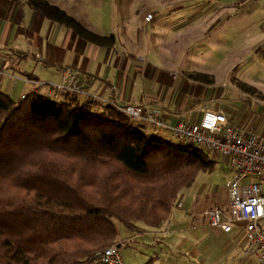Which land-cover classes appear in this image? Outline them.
Returning a JSON list of instances; mask_svg holds the SVG:
<instances>
[{"label": "trees", "instance_id": "16d2710c", "mask_svg": "<svg viewBox=\"0 0 264 264\" xmlns=\"http://www.w3.org/2000/svg\"><path fill=\"white\" fill-rule=\"evenodd\" d=\"M27 1L91 43L114 41L47 0ZM79 96L14 100L0 89V264H89L117 244L119 225L158 228L197 172L215 165L205 150Z\"/></svg>", "mask_w": 264, "mask_h": 264}, {"label": "crops", "instance_id": "0c3cea01", "mask_svg": "<svg viewBox=\"0 0 264 264\" xmlns=\"http://www.w3.org/2000/svg\"><path fill=\"white\" fill-rule=\"evenodd\" d=\"M47 1L89 30L99 35L112 34L114 41L109 46L91 43L72 28L32 8L27 0H0V89L12 99L19 100L22 94L33 91L46 94L52 83L60 81V68L71 67L87 91L99 96L97 102H146L160 108L171 125L178 118L196 122L207 108H214L224 110L237 124L238 118L230 109L210 106L208 99L216 79L207 72L208 68L196 67L190 55L200 52L194 49L203 45L218 24L230 22V16L245 10L248 26L255 30L252 47L264 45V4L259 5L258 0H156V4L141 9L137 5L138 15L133 14V0H113L107 4L115 21L110 31H98L86 17ZM255 11L257 16L253 15ZM147 13H152L149 21L145 20ZM139 55L146 60L138 59ZM233 65L229 64L227 71ZM191 72L209 74L213 81L195 80L190 77ZM79 99L86 100L84 96ZM248 124L244 120L240 126L251 129L253 125ZM182 199L156 229H118L117 243L123 247L132 245L136 251L145 250L143 260L151 259L152 264L261 263L257 253L241 250L240 224H234L228 232L208 225L205 211L220 206L202 211L196 207L187 209ZM226 207L227 203L220 208ZM170 258L176 260L172 263Z\"/></svg>", "mask_w": 264, "mask_h": 264}, {"label": "rangeland", "instance_id": "374dc122", "mask_svg": "<svg viewBox=\"0 0 264 264\" xmlns=\"http://www.w3.org/2000/svg\"><path fill=\"white\" fill-rule=\"evenodd\" d=\"M50 1L57 2L78 15L86 17L90 25L95 26L98 31H110L115 23L110 12L107 11V4L113 0ZM133 2H135L133 14L138 15L135 12L137 5L141 9L142 6H149L157 1L133 0ZM258 3L259 5L264 4V0H258ZM103 4L106 6L104 7ZM253 15L257 16V11ZM229 20L228 23L218 24L209 32L210 35L203 40V45L196 46L194 49L200 52L191 54L190 59L196 67L208 68L207 72L212 73L216 79V84L212 87L213 90L208 99L210 106H213L214 102L215 108L230 109L229 111L234 112V117L238 118V125L248 120V125H253L251 129L255 133L264 135V45L259 44L256 48L252 47L256 41L252 36L255 30L252 25L248 26L246 10L242 14L240 12L230 16ZM139 57L146 60L143 55ZM231 63L234 65L227 71ZM175 74H178V71ZM135 123L139 122L135 121ZM144 129L147 132L153 131L149 125H145ZM162 136L173 139L170 132H164ZM208 154L216 159L215 165L211 170H199L193 183L181 190L184 208L196 207L195 209L202 211L212 206H225L227 203V186L234 170L225 158L216 157L212 152ZM89 174L87 173V176ZM249 179L250 177L246 178V180ZM118 227L121 231H126L124 227L120 225ZM117 244L120 245V243ZM120 247L125 264L144 263L145 255L142 253L145 250L138 248L136 251L132 245ZM175 255L181 256L178 252H175ZM170 260L173 263L176 258H170Z\"/></svg>", "mask_w": 264, "mask_h": 264}, {"label": "built area", "instance_id": "2783aa9c", "mask_svg": "<svg viewBox=\"0 0 264 264\" xmlns=\"http://www.w3.org/2000/svg\"><path fill=\"white\" fill-rule=\"evenodd\" d=\"M151 19L152 14L147 13L145 20ZM138 58L144 61L143 57ZM60 75V81L52 83L47 92L52 99H58L62 91L91 100L100 99L97 94L87 91L74 68L61 67ZM26 95L22 94L21 99ZM112 105L132 121L145 123L158 133L169 130L174 139L225 158L234 170L227 186V207L206 210L207 223L224 232L230 231L234 224H240L243 231L241 250L257 253L260 264H264V136L232 122L220 109L207 108L196 122L178 118L171 125L160 108L146 102ZM247 177L250 179L246 180ZM189 217L192 216L189 214ZM120 248L119 244L105 248L89 264H125Z\"/></svg>", "mask_w": 264, "mask_h": 264}]
</instances>
